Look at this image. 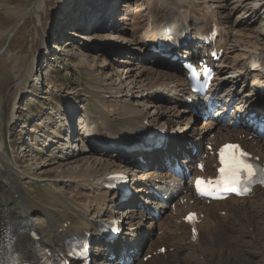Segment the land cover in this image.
<instances>
[{
	"label": "bare ground",
	"instance_id": "obj_1",
	"mask_svg": "<svg viewBox=\"0 0 264 264\" xmlns=\"http://www.w3.org/2000/svg\"><path fill=\"white\" fill-rule=\"evenodd\" d=\"M62 1V5L66 3L64 7H77L76 9L78 10L82 6L88 5L90 12L98 11L101 6V9L105 8V10L110 8L108 7L110 4L109 0ZM144 1L147 3L145 7L140 2L131 10L125 9L124 16L121 19L123 22H127V26L124 28V23L122 22L123 25L121 24L120 28L118 30L115 29V31L124 35L123 31L128 29L136 35L141 29L138 23V19L141 17L138 15L140 13L146 15L148 12L149 20H153L151 25L154 27L153 31L148 22L142 40L136 42L138 46L133 47L137 51L140 50L143 53V57L145 56V59L151 62L147 70L149 68L151 73L156 76V80L151 82L152 87L157 90L156 93H151L149 97L151 102L154 103L153 105L150 104L151 107L157 109L161 106L158 104L160 91L162 88L165 89L166 86L167 91L165 92H168L166 95L170 97L168 101L181 105V102L184 101V95L187 94L188 81L182 75L178 61H172L170 58H160L159 55H157V58L152 55L150 51L152 43L149 41L156 42L157 34L172 23L176 25L177 30L180 28L182 33L189 28H194L199 33H206L210 24L217 23L220 29L217 43L221 47L226 48L223 61L221 62V74L223 75L225 72L226 75L230 74L231 78L226 80L224 75L221 82L215 84V98L217 100L220 99L221 104L225 102L226 106L229 105V101H236L241 98V105H243L245 111L246 109L249 110L251 105H254L253 100L258 97L263 111L264 97L258 94L259 89L264 86V66L262 69L252 71L247 63L255 53L264 52V31L252 32L253 29H256L254 27L258 25L256 23L264 20V14L262 13L264 11V0H204L201 7L195 10H193V4L189 0H178L176 2L166 0ZM39 2L40 0H34L31 3V7L24 8L19 13L17 20L11 24V27L10 25L8 26L10 28L6 37L7 41L17 33L22 17L27 16L26 14H29L32 9H38ZM67 2L69 3L67 4ZM104 2L109 4L105 6ZM116 2L117 0L111 7ZM123 2H126V0ZM62 9L65 10L66 8ZM115 9L116 7L113 8V10ZM219 9H224V11L222 12ZM228 9H231V13L227 12ZM232 12L238 13V17L233 23L230 18ZM226 21L229 22V27L226 26ZM4 49V47L0 48V57L4 54ZM176 53V55H179L178 52ZM155 60H160L161 63H155ZM34 61L35 59H32L31 63L23 66L27 68L24 73L26 76H33L36 82H40L39 75H36L33 69L35 66H33ZM125 62L129 64L127 60ZM142 66L146 65L142 64ZM142 66L134 74L136 76L135 83L132 84L130 82V87L119 82L113 83L110 76L112 73L109 76L103 73V85L100 88H93V93L97 96L96 99L93 100L92 105L83 108L84 111L79 115V117L82 116V121H86V125L84 132L77 136L75 135L76 129L72 125V119L77 113V109H72V106L71 108H65L63 115L67 116L68 124L62 123L57 129L45 133V145L50 150V161L40 162L33 155L32 165H37L39 175H29L25 171L16 172L14 163H12L7 154V146L2 134L5 118L0 104V237L3 239L7 235L12 242V246L25 254V256L33 255L34 253L33 249H31L33 241L29 234L25 232L26 228L32 227L37 232L39 235L38 243L49 246L57 253H63V240L65 237L69 235L80 237L88 231L95 235L99 227L114 213L118 212V208L122 204H117L115 207L104 205L105 201L110 199V195L103 191L100 182L103 176L113 171H123L132 177H136L139 163H124L123 160L129 159L138 153L132 152L129 154L125 149L112 150L110 149V144H117L124 148L131 143L140 141L143 135L148 134L152 130L154 121H158L160 125H165L163 120L160 121L163 113L159 109L157 111L153 110L152 117L147 120L146 111L137 109L136 104L132 106L128 99V96L132 95L131 89L144 86L141 82L142 79L137 81L145 74L146 67ZM18 74L20 76L21 73ZM153 78L155 77L153 76ZM250 78L252 79L251 85H247L245 88V84L244 88H241L238 93L233 91L236 86L246 83ZM21 82L17 81L16 83L21 84ZM137 84L140 85L138 86ZM142 90L144 91L145 89L142 88ZM103 95L112 98L110 99V108L103 104ZM252 95H256L255 98L251 97ZM153 99H156V101ZM16 108L17 106H14L11 112L13 114L12 120L15 123L21 119L19 118L18 120L19 115L17 114L19 110L17 111ZM86 112H89V114H86ZM181 112V117L189 114L190 119L191 115H193L185 107ZM218 124L220 125V132L213 142H207L208 145L204 153H208L209 144L215 146L217 142H222L227 138L239 137L246 132L245 130L234 129L231 123L223 127L217 120H211L209 126L212 127ZM169 125L167 124V126ZM88 127L93 128V130L87 129ZM204 127L206 128L207 125ZM187 129L183 132L184 134L187 133ZM89 134L98 137L96 143L92 144L86 139ZM184 137L186 136L169 133L168 147L179 150L181 143L188 142ZM179 139H182V142L179 143ZM242 144L256 155L259 161H264V141L254 138L251 141L242 140ZM196 145L197 147L201 146L199 142ZM187 146L185 149H187ZM163 148L164 146L156 148L150 153L159 156L158 159H162L164 157L162 156ZM53 151L54 153H51ZM141 154L145 156L148 153L141 152ZM151 154H149V157L152 159ZM181 154L182 150L181 152L178 151L176 156H174L177 158ZM167 155L165 153V156ZM158 159H152L151 163L143 165V170H146L144 174L146 179L143 180L141 187L136 188V195H133L128 200L131 203L130 206L127 202L128 208H133L132 212L134 213L129 214L130 220L140 227V234L134 238L133 232H124L123 236L119 237L113 244L106 245L107 248L117 251L123 248L125 244H129L131 238L134 240L133 244L137 241L139 242L145 233L154 227V218L150 215H147V218L142 215L145 209L141 210L143 218L140 220H138L140 215L136 216V214L137 206L140 205L138 199L151 201L145 188L155 184V177L167 175L166 172L161 171L162 165L158 162ZM185 165L190 167L191 164L188 162ZM157 167L159 168L158 170H156ZM51 171L58 173L56 177H45V174ZM11 174L17 178V183H21L23 188V179L25 178L44 181L47 185L55 188L59 195L65 197L67 206L62 209L58 218L48 219V225L42 227L41 218L32 215L25 192H18L15 182L11 179ZM57 184L65 186L76 184L79 190H83V192L80 195H67L63 189L58 188ZM63 185L62 188L65 187ZM186 187H188L187 184ZM160 189H165V187L163 186ZM167 189H171L170 191L174 193L180 191L178 187H167ZM24 190L28 192L27 189L24 188ZM137 193L141 194L138 195ZM184 197H188V194L182 198ZM185 204L188 206V201ZM183 206L184 203L177 205L176 214L168 213V217L159 223V225L165 224L164 232L166 235L153 238L149 242L150 244L148 243L147 245V253H154L153 251L162 245H166L167 248L172 250L167 249L164 254L154 253L151 260L146 263L139 259L135 263L130 262V264H260L261 259L263 260L264 189L256 190L255 194L247 199L232 202L224 201L202 205L196 200L190 209L201 212L203 219L198 225L199 234L195 242L180 239L184 233L183 224L182 222H177L183 216ZM128 208L124 211L127 212ZM143 219L145 220L143 221ZM124 222L127 223V220ZM64 225L66 226L64 228L66 232L62 231ZM177 230L181 232L177 234ZM169 231H173V234L171 235ZM127 235L129 237H126ZM94 242L96 246L100 244L97 239H94ZM180 242H184L187 246L182 245ZM183 249L184 253L181 256L179 252ZM124 250L127 253L129 251L134 253V248L129 245H126ZM186 254L187 256L185 257ZM91 255L92 264H116V262L104 263L108 256L104 247H96ZM128 255L133 257L130 253Z\"/></svg>",
	"mask_w": 264,
	"mask_h": 264
},
{
	"label": "rangeland",
	"instance_id": "obj_2",
	"mask_svg": "<svg viewBox=\"0 0 264 264\" xmlns=\"http://www.w3.org/2000/svg\"><path fill=\"white\" fill-rule=\"evenodd\" d=\"M33 1L0 0V48H5L4 54L0 57V104L5 118L2 134L6 142L7 154L12 163H14L17 173L25 171L29 175H39L37 165H32L33 155L40 162L50 161V150L45 145V133L57 129L62 123L68 124L67 116L63 115L65 108H71L72 106V109H77L76 115H80L83 110L82 106L88 107L92 105L93 100L97 97L93 93V88H100L103 85V76L105 74L109 76L112 73L110 76L113 83L119 82L130 87V82L132 84L135 83L136 76L134 74H136L137 69L142 64L146 65L142 66L146 67V75L144 74L137 81L142 79V85L145 87L131 89L132 95L128 96L130 103H132V106L136 104L137 109L146 111V116L149 119L152 117V111L159 109L163 113L160 121L163 120V122L168 124L167 120L172 119L169 123L171 124L170 130L183 129V132L186 130L187 114L185 117H181L180 106L174 107L167 102V96L163 95L159 98L158 104L161 105L159 106L160 108L154 109L151 107L154 103L151 102L149 97L151 93H156L157 91L152 87L151 82L156 80V76L151 73L149 68V71L147 70L151 62H146V59L142 58L143 53L140 50L133 49V47L138 46L136 42L142 40L144 36L149 22L148 12L146 15L138 14L141 16L138 19L141 29L136 35L128 29L123 31L124 35L115 31V29L118 30L120 28L123 22L121 18L124 16L125 9L131 10L140 2L145 7L147 3L144 0H126V2L117 0L113 7L111 6L116 0H109L110 4L104 2L105 6L109 4L108 7L110 8L108 10H105V8L101 9V6L98 11L92 12H90L88 5H84L78 10L76 9L77 7H64L66 3L62 5V0H40L38 9H32L29 14H26L27 16L22 17L23 21L21 20L19 23L18 34H14L7 41L6 37L11 24L17 20L19 13L24 8L31 7ZM166 1L176 2L178 0ZM189 1L193 4V10H195L201 7L204 0ZM114 7H116L115 10H113ZM8 9L9 11H7ZM219 10L224 11V9ZM227 12L231 13V9H228ZM262 13L264 14V11ZM237 17L238 13L232 12L230 17L232 23L235 22ZM123 23L125 28L127 22ZM228 23V21L225 22L227 26ZM256 24L258 25L254 27L256 29H253L252 32H263L264 20ZM9 25L10 27H8ZM32 59H35L33 69L35 74L39 75L40 82H36L33 76H26L24 73L27 68L23 66L31 63ZM123 60L130 61V64L125 65L127 62L124 63ZM154 62L161 63L160 60H155ZM18 73L22 75L20 74L19 76ZM228 76V79L231 78V75ZM17 81L22 82L19 84L16 83ZM245 84L246 86H244ZM251 84L252 79L250 78L246 83H241V86H236L233 91L238 93L241 88H246L247 85ZM137 85L139 86L140 84ZM142 88L145 90L143 91ZM45 92L47 95L44 94ZM110 99L112 98L107 95L102 97V102L107 108H110ZM239 99L241 100V98ZM153 100L156 101V99ZM13 105L17 106V111L19 110L18 120L21 118L16 123L11 118ZM155 122L159 123L158 121ZM209 123L206 124L208 128L211 127ZM200 126L201 124L194 123L190 129L198 132L200 131ZM190 129H187L186 134L178 132L175 135H184L186 139L188 133L191 134ZM210 132L207 134L206 141L208 143L213 142L219 134L217 128ZM37 136L40 137L38 138ZM186 140L191 145L188 148L197 147L196 144L198 142ZM178 141L180 143L182 139ZM185 143L187 144V142ZM200 147L203 148L202 145ZM172 150L175 156L178 151L181 152L180 148L179 150L172 148ZM51 153H54V151ZM158 157L156 155V158ZM177 158L183 164L188 162L191 164L192 157L188 158L183 152ZM57 174V172L51 171L45 174V177L54 178ZM11 179L15 182L18 192L24 193L25 190L20 191L23 187L21 183H17V178L13 174H11ZM23 183L24 187L28 189L29 195H32H27L31 206L30 210L31 212L33 211L32 214L35 217L41 218L40 223L45 226L49 218L59 217L60 212L66 206L65 197L62 198L58 195L55 188L47 185L44 181L25 178ZM62 185L57 184L58 188L63 189L67 195H80L83 192V190H79L76 184L63 185L65 186L64 188H62ZM85 186L88 187L87 185ZM142 201L146 200L138 199L139 204ZM137 208L140 207L137 206ZM36 209H40L39 213H35ZM139 212L141 215V211ZM153 228L146 232L144 237L148 236ZM257 258L259 259V257ZM139 259L141 258L137 259L133 256L131 262L135 263ZM106 263L111 262L106 260ZM261 263L264 264V258L263 260L261 259Z\"/></svg>",
	"mask_w": 264,
	"mask_h": 264
},
{
	"label": "snow or ice",
	"instance_id": "obj_3",
	"mask_svg": "<svg viewBox=\"0 0 264 264\" xmlns=\"http://www.w3.org/2000/svg\"><path fill=\"white\" fill-rule=\"evenodd\" d=\"M237 146H232V145H226L225 146V148H236ZM245 154L244 153H241V156H244ZM221 164H225V161H224V159H223V151L221 152ZM250 168V166L249 165H244V164H242V163H240V164H231V165H227L226 167H221L220 168V172L221 173H224L225 171H228L231 175H233V176H238L239 175V172H240V169L241 168ZM249 174H251V173H249ZM231 190L232 191H236V187L235 186H232L231 187ZM193 214H190V217H189V219L191 218V216H192ZM194 232H195V230H193Z\"/></svg>",
	"mask_w": 264,
	"mask_h": 264
}]
</instances>
